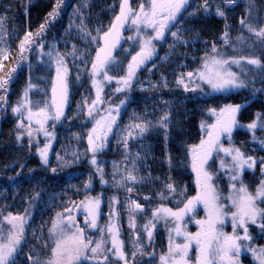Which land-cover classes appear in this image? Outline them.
Returning a JSON list of instances; mask_svg holds the SVG:
<instances>
[{"label":"snow or ice","instance_id":"snow-or-ice-1","mask_svg":"<svg viewBox=\"0 0 264 264\" xmlns=\"http://www.w3.org/2000/svg\"><path fill=\"white\" fill-rule=\"evenodd\" d=\"M241 3L244 8L238 20L239 34L233 38L228 13ZM66 6L65 0H56L36 31L24 32L11 67L4 62L12 56L13 49L7 38L13 33L7 31V16L0 17V114L6 116L11 109L17 147L27 148L29 155L34 147L43 170H50L52 178L63 181L65 194L72 191L79 195L82 183L83 198L77 201L69 197L61 205L63 211L42 221L37 232L31 221L49 191L47 186L41 187L40 181L49 177L30 175L37 182L26 199L29 207L23 214L0 212V264H243L248 257L251 264H264V244L259 243L264 240V155L253 154L264 152V135H258L264 134V8H258L254 0H219L214 4L210 0L202 3L199 0H138V3L119 0L118 11L115 4L109 8L113 13L110 23L100 22L93 30L86 15L89 0H82L69 15L64 51H61L60 40L54 37L49 42L46 37ZM212 16L224 21L223 28L211 40L202 39L204 29L196 22ZM125 32L130 34L125 36ZM73 33L83 46L72 43L69 50L67 45ZM164 44L168 50L159 56L158 48ZM197 45L203 46L202 55L198 54ZM180 48L184 49L185 62L176 65L180 71L175 75L174 85L162 75L156 83L149 79L148 87L144 88L139 73L147 70L151 75L153 69L176 64L173 57L181 55L177 52ZM189 56L194 67L187 62ZM25 65L26 85L15 104H11L12 85ZM36 71L43 74L35 77ZM73 73L77 83L87 76L95 96L92 98L90 92L77 103L76 111L69 117L66 109L70 107ZM113 82L116 86L112 95L119 94L118 102L108 98L106 92V86ZM161 88L183 91V102L195 103L202 102L203 98L227 99L248 93L242 102L202 109L199 142H180L179 166L190 168L194 195H188V187H180L173 175L177 167L171 150L173 130L178 127L183 131L179 121L174 124L173 102L160 98L165 107L154 108V112H162L155 119L149 118L152 114L147 105L142 113L133 110L129 122L121 127L123 114L130 104L136 103L133 91L155 93ZM37 95L40 98H35ZM256 103L259 110L249 122L243 123V113ZM70 119H80L83 131L72 134L76 146L63 149V154L57 152V166L52 167L49 153L57 138L56 127ZM241 131L249 135V142L254 145L251 152L235 142L234 134ZM161 132L164 162L168 166L167 179L163 180L152 175L149 160L152 146L144 143L149 136ZM113 137L123 152L122 159L113 161L112 172L108 173L107 163L100 156L106 154ZM85 140L87 147L82 151ZM133 144L139 145L135 151ZM84 161H87L84 165L87 172L80 175L65 172L79 170ZM17 163L21 170L9 176L11 181L23 174L25 164ZM257 169L258 183L253 188L245 176L251 173L256 178ZM35 171L31 169L30 174ZM61 172L65 176L61 177ZM72 180L80 183L72 184ZM97 181L101 193L92 196ZM157 184L162 187L143 195L144 204L131 195L137 186L153 188ZM106 188L129 194L125 196L123 210L132 230L130 249L122 238L117 195L109 198L106 224L99 223ZM57 198L56 194L48 196L53 207ZM81 215L83 224L79 222ZM140 216L144 217L142 231ZM161 224L167 234V248L157 253L155 232ZM190 224H195V232L189 230ZM229 224L230 232L226 230ZM29 228L35 243H30Z\"/></svg>","mask_w":264,"mask_h":264},{"label":"trees","instance_id":"trees-1","mask_svg":"<svg viewBox=\"0 0 264 264\" xmlns=\"http://www.w3.org/2000/svg\"><path fill=\"white\" fill-rule=\"evenodd\" d=\"M94 2L97 0H93ZM199 2H203V0H199ZM219 2V0H210V3H216ZM255 4L258 8H264V0H254ZM56 3V0H0V17L7 16V31L10 33H13L10 38L11 41V48L13 49L12 53L16 51L17 45L19 43V39L23 38L24 32L26 30H31L33 32L36 31V29L39 27L41 23L44 22L48 12L52 10L53 5ZM82 3V0H65V4L67 5L63 10V14L61 17L58 18V20L55 22L54 26L49 30L47 33L46 39L51 42L53 38L56 39L59 38V36L62 34L60 33V29H64L66 25L69 23V15L72 13V10L77 5H80ZM132 3H136V0H132ZM25 5H27V11L25 10ZM244 5L241 3L239 7H236L234 10L229 11L228 16L229 20L228 22H232V35L234 31H237L238 20L240 19V16L243 12ZM91 11V8H89ZM116 10L118 11V3H116ZM198 27H203L204 31L202 33V39H209L211 40L214 36L219 35L220 31L223 28L224 21L220 18H216L215 16H212L206 20L197 21ZM13 30H15L13 32ZM236 36V35H234ZM202 45H197V48L200 49V52L198 54L202 55ZM184 49L180 48L177 49L178 53H181L179 57L176 58L178 60V63L172 64L171 69L167 70V73L165 74L166 77L171 78L176 75L179 63L185 62L184 57L182 55ZM13 57L12 61L15 59V55H12ZM11 60V59H9ZM35 59H33V63L35 64ZM187 62L191 65V57L189 56ZM7 64V63H6ZM195 66V65H191ZM8 67V66H7ZM7 67L5 68V72L7 71ZM26 67V65H25ZM24 67V68H25ZM176 71V72H175ZM142 73H144L142 71ZM43 73L42 71H36L35 77L41 76ZM144 77V76H143ZM158 77V76H157ZM28 79V72L26 69L23 70V72L19 75L17 78L16 83L13 85V91H12V103H14L20 91L23 89V87L26 85ZM49 88V96H50V82L47 85ZM73 87V86H72ZM248 93L244 92L240 95L232 96L227 99H223L221 97H216L215 99L212 98H203L202 102L195 103V102H186L185 108L181 105L183 98L179 99L177 106H174L173 108V120L174 124L176 121L180 122V127H182L183 131H180L178 127H174L173 130V140L171 142V150L176 158L177 161V167L174 170V178L176 181L180 184V187L187 186L190 191H188V195H194L195 191H193L191 188L192 180H193V174L191 173L190 169H185L183 167L179 166V159L182 156V153L179 149V144L183 140H187L189 143H198L200 139V128L199 123L203 116L202 109H206L205 107L209 106H215L219 107L222 106L223 103L228 102H242L245 97H247ZM149 99L143 98L139 95L134 96L136 99V104L139 106L141 101L145 100V103H147L152 96H154V93L148 92ZM35 98H40L39 95H37ZM170 100V99H169ZM179 104V106H178ZM147 105V104H146ZM140 107V106H139ZM259 110V103L253 104L251 109L249 111H246L243 113L241 117V121L243 123H247L251 120L252 114ZM157 117L162 115V112L158 111ZM198 113V114H197ZM68 114V112L66 113ZM3 117L0 118V211L8 213L11 212L13 215L22 214L26 207H29L26 203V199L28 198V195L32 192L33 186L36 184V179H30V175H34L35 178H42V177H49V180H41L40 184L41 187L47 186L49 191L44 195V203L37 207L35 210L36 217H40V222L44 220H50V217L55 215L57 211H63L62 204L65 200H67L69 197L72 199H75L79 201L83 198V186L82 183L80 184L81 187V193L77 195L75 192L67 191L65 194V186L63 184V181L59 178H52V173L49 171H44L42 165L40 164L39 157L36 156L34 148L32 149L31 155H29L27 148L24 150H20L17 147L15 136H14V130H15V120L14 118H11L8 116L5 120ZM66 120L62 125L58 124L56 127V134L57 138L54 140V144L51 150V166L55 167L54 165V157L52 155L59 150L61 147V141L60 133H62L63 129L66 127ZM73 124L72 126L75 127ZM90 127V125H89ZM63 128V129H62ZM82 128V126H81ZM75 128L72 132H74ZM83 131V128L81 129ZM179 133V135H177ZM235 142L237 146L243 147L246 151L251 152V149L254 147L249 140L250 137L245 132H236L235 134ZM258 135H264L261 133H258ZM161 138H163L162 132L159 135H152L149 136L147 140L144 141L145 146L151 145L152 146V152L149 156L150 165H151V172L153 176H160L161 179H167V172H168V166L164 162V143H162ZM43 141V137L40 138ZM85 144V145H84ZM82 146L85 149L87 147V143L85 141ZM113 144L114 139L112 138L111 144L108 149H106V154L101 155L100 159L102 161H105L107 163L106 171L108 173L112 172V162L113 161H119L122 159V148H117L116 151L113 152ZM134 151L136 148L139 147L138 144H133ZM258 147V146H256ZM256 156L264 155V152H255L253 153ZM17 161L24 163L25 167L23 168L22 176L18 177L16 181L9 180V176H15L17 171H20L19 164ZM87 164V161H84V164L79 166V170L76 169H66L65 172H75L76 175H80L81 172H87L88 168L84 165ZM31 169H36L34 174H30ZM65 172H61L60 176H65ZM146 174V173H144ZM258 177H259V171L257 169L256 172V178L252 176V174H247L246 179L249 181H252L254 183H258ZM111 177L109 176V179ZM80 183L77 180H72V184ZM253 186V185H252ZM162 187V185L157 184L155 187L150 188L149 185H145L144 187L137 186V191L132 193L131 195L133 198L138 199V202L141 204H144L145 201L143 200V195L149 194L150 191L154 192L156 190H159V188ZM254 187V186H253ZM39 191V188L36 189ZM101 193V187L99 185V182L97 181L95 184V190L91 193L92 196L99 195ZM50 194H56L57 200L55 201L56 206L53 207V202L48 199V196ZM113 195H117L119 199V205L117 206L120 209L121 212V230H122V238L124 239L126 246L129 248V240H132L131 232L129 231L127 221H126V215L123 210V204L125 196L129 195L128 193L124 191L117 192L115 189L106 188L103 190V196H102V217L100 218L99 223L102 225L105 222L106 215L109 212V198ZM155 203V200L153 201ZM173 206V205H169ZM150 212L148 213V215ZM150 216V215H149ZM79 222L83 224V216H80ZM38 223V224H39ZM144 223V217L140 219V225H141V231H142V225ZM40 226H37L36 230H39ZM47 230L45 229V232ZM164 227L159 225L158 231L155 232V245H156V251L159 253L161 249L166 250L167 248V238L164 235ZM166 233V232H165ZM264 242V240H261ZM146 242V237H145ZM149 251H152V249H149ZM194 255V253H193ZM243 264H251V258H247L243 261Z\"/></svg>","mask_w":264,"mask_h":264},{"label":"rangeland","instance_id":"rangeland-1","mask_svg":"<svg viewBox=\"0 0 264 264\" xmlns=\"http://www.w3.org/2000/svg\"><path fill=\"white\" fill-rule=\"evenodd\" d=\"M130 2H132V0H130ZM89 3H90L91 11L88 8L86 10V15L89 18L88 19L89 26L91 28H93V30H94L95 27L100 22H103L104 25H108L110 23L111 19L113 18V13L109 11V8L113 4H115V5H116V3L119 4V0H97L95 2L93 0H89ZM136 3H138V0H136ZM67 27H68V25H66V27L64 29H60V33L62 32V34L58 38V40L61 41L60 44L58 45V47L60 48L61 51H64L63 38L65 37V29H67ZM238 28H239V26L237 27V31H234V33L232 35L233 38H235L234 35H238L239 34ZM129 34L130 33H127V32L124 33L125 36H127ZM7 39L9 40V43H10V46H11L12 39L10 37H8ZM169 40H171V37L170 36H169ZM72 43H77L78 45L83 46V42L82 41H79L77 39L75 33H73L72 37L68 41V45L67 46H68V49L69 50L71 49ZM125 47H127V44H125ZM167 50H168L167 44H164L163 47L158 48L159 56H164L165 53L167 52ZM16 54H17L16 51H14V53H12V55H15V56H16ZM176 58L177 57H173V60H175L176 63H178V60H176ZM10 59L11 60H8V61H5L4 62L5 65L8 66V67H11L13 65V62H14V61H12L13 57H11ZM156 62H157V64L160 63L159 60H157ZM171 65L172 64H165V65H163L161 67H158L156 69H153V72H152L151 75L149 74V72L147 70H142L144 73H142V71L139 73V79L142 82L143 87L144 88H147L148 87L147 81L149 79H151L152 83H156L157 81L161 80L162 75L165 76V74L167 73V70H170L171 69ZM89 67H90V65H89ZM148 67H151V64H149ZM24 69H26L27 72H28L27 66ZM185 70H187V69H185ZM179 71H180V69L178 68L177 69V72L175 71L176 74H178ZM35 74H36V72H34V76H35ZM38 77H40V76H38ZM168 80H169V83L170 84H173L174 85L175 76L174 77H171V78H168ZM13 86L14 85H12V90H11V92L9 94V101H10L11 104H15V102H16L15 101L14 103H12V100H11V97H12L11 94H12V91H13ZM72 86L73 87L71 88L70 107L66 109V113L68 112L67 115L69 117H71L72 114L76 111L77 103L78 102H82V100L84 99V97L88 96L90 92H91V97L92 98H94V96H95L94 91H91L90 81L88 80L87 76H85L80 83H77L75 81L74 73H73ZM115 86H116L115 85V82H113L111 85L106 86V92L109 94L108 98L117 100V102H118V95L119 94H117L115 96L112 95L114 93ZM10 95H11V97H10ZM132 95L133 96L139 95V96H141L143 98L145 97L147 99H149V97H150V96H148V92H141L139 90L133 91ZM184 95L185 94L183 93V91H177V90H174V89L170 90V89L161 88V89L157 90L154 93V96L157 97V99L153 100V96H152L147 103H145V100L144 101L142 100L141 103H140V105H139L140 107L136 103H132V104H130L128 106L127 112L123 114V118H122V122H121V127H123L124 124H126V123L129 122V116L131 115V113H132L133 110H135L137 113H142L144 111V109H145L146 104H147V110H148L149 113L152 114L149 118L155 119L157 117V114H160V113H158V111H155L154 112V108H156V109H163L165 107V105L163 103H161V99L160 98H162L163 100H168L170 102H173L174 103V106H177V103H178L179 99H181V97L183 98ZM185 103L186 102H183V100H182V104L181 105L184 108H185ZM178 106H179V104H178ZM205 108H207V107H205ZM203 115H204V113H203ZM8 116H10L11 118H13L12 115H11V109L10 108L8 109V112H7V115L6 116H3V114H0V118L3 117L4 120ZM66 124H67L66 127L64 129L62 128L63 129L62 133H60L61 138H60L59 141H61L62 144H61V147L59 148V150L57 151V152H61V154H63V149H66V148H69V147L74 148L76 146V142H75V139H74V137H73L72 134L73 133H80V132H82L81 131L82 128H81L80 119H75V120H71L70 119V120H66ZM73 124H76V125H74L75 127L72 126ZM74 128H75V130H74V132H72ZM113 139H114V144H113V147L112 148H113V152H114V151H116V149L118 147H117V143H116V140H115L114 137H113ZM85 141L82 142V145L85 143ZM161 141H162V143H164L163 142V138H161ZM25 143H26V141H25ZM53 144H54V141H53ZM82 145H81V150L83 151L84 148H83ZM119 148H122V146L119 147ZM34 150H35V148H34ZM51 150H50V153H49V158H51L50 157L51 156ZM121 151L123 152V148L121 149ZM133 151H134V147H133ZM57 152H55L52 155V157L55 155V157H54V165H55V167L57 166V161H56V153ZM248 174H251V173H248ZM245 180L247 182L251 183L255 187V184L256 183H254L253 180L252 181L247 180L246 179V176H245ZM191 187H192L191 189L193 191H195L194 176H193V180H192ZM24 211H23V213H24ZM0 212H2V211H0ZM3 214L4 215H7V213H5V212H3ZM203 215H204V213H203V210L201 209L200 210V216L203 217ZM142 217L143 216L138 217L139 223H140V219ZM0 219H2V217H0ZM107 220H108V214L106 215L105 222L102 225H105L106 222H107ZM126 221H127V225H128L127 216H126ZM39 222H40V217H36V213H34V217H33L32 221H31L32 227L36 229L37 226H40V224H41ZM161 226H163V225L161 224ZM189 230L192 231V232H195L196 231L195 224H190L189 225ZM226 230L229 231V232L231 231L230 224L227 226ZM129 231L131 232L130 234L132 236V230L129 229ZM37 232H39V230H37ZM46 234H47V231L45 232V235ZM28 235H29V238H30V243H35V241L31 240L32 228H29ZM97 235H98V233H97ZM164 235L167 238V234L165 232H164ZM128 243H129V249H130L131 248V240H129ZM259 243L260 244H264L263 241H260ZM244 260H246V259H244Z\"/></svg>","mask_w":264,"mask_h":264},{"label":"built area","instance_id":"built-area-1","mask_svg":"<svg viewBox=\"0 0 264 264\" xmlns=\"http://www.w3.org/2000/svg\"><path fill=\"white\" fill-rule=\"evenodd\" d=\"M232 25V22H229Z\"/></svg>","mask_w":264,"mask_h":264}]
</instances>
